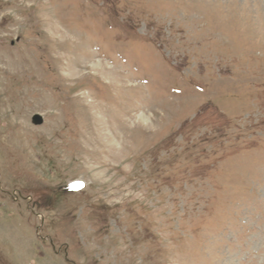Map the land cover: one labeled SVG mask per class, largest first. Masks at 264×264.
I'll use <instances>...</instances> for the list:
<instances>
[{"label": "rangeland", "instance_id": "374dc122", "mask_svg": "<svg viewBox=\"0 0 264 264\" xmlns=\"http://www.w3.org/2000/svg\"><path fill=\"white\" fill-rule=\"evenodd\" d=\"M0 264H264V0H0Z\"/></svg>", "mask_w": 264, "mask_h": 264}, {"label": "water", "instance_id": "95a60500", "mask_svg": "<svg viewBox=\"0 0 264 264\" xmlns=\"http://www.w3.org/2000/svg\"><path fill=\"white\" fill-rule=\"evenodd\" d=\"M31 124L35 125V126H39L42 124V117L40 115H33L31 118Z\"/></svg>", "mask_w": 264, "mask_h": 264}]
</instances>
